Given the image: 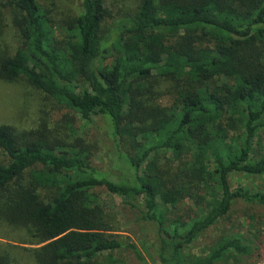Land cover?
<instances>
[{"label":"trees","instance_id":"1","mask_svg":"<svg viewBox=\"0 0 264 264\" xmlns=\"http://www.w3.org/2000/svg\"><path fill=\"white\" fill-rule=\"evenodd\" d=\"M4 24L15 42L0 49V81L30 88L41 113L47 102L70 112L63 130L0 123V264H121L124 247L148 264L100 189L142 208L162 264L254 253L257 235L226 225L238 202L248 220L264 208V188L231 183L264 176V0H139L121 14L80 0L62 39L39 0H0ZM78 117L97 118L129 170L94 163Z\"/></svg>","mask_w":264,"mask_h":264},{"label":"rangeland","instance_id":"2","mask_svg":"<svg viewBox=\"0 0 264 264\" xmlns=\"http://www.w3.org/2000/svg\"><path fill=\"white\" fill-rule=\"evenodd\" d=\"M39 2L52 16L57 27L56 29H58V36L62 39L66 33L63 27L66 26L68 19L77 14L80 0H39ZM137 2L139 0H106V5L114 13L121 14L127 12V10H132ZM5 23L9 24V20ZM14 42L11 29L7 28L5 24L3 26L0 25V49L6 48L8 51H13ZM106 60L109 62L111 57L106 58ZM171 99V96L168 95L163 98V103H169ZM46 104V107H43L46 112L41 113L39 96L33 93L30 88L25 87L21 83H5L0 81V123L13 124L19 128H37L43 119L46 118L49 121V126L54 127L56 122H60L64 118V115L70 112L63 106H53L49 102ZM98 123L97 118L92 121H86L78 117L73 126L75 127L74 130L77 136L83 137L89 144L93 143L96 145L95 148H92L93 160L99 168L108 170L115 162L119 163L120 167L127 168L128 165L124 162L123 157L119 155L118 148L114 142L109 148L110 145L103 139L105 137H102V132L98 129ZM64 125L65 123L60 122L61 130L64 129ZM99 134L101 135L100 145L96 141ZM106 151L109 152V155H107ZM6 161L5 155L0 152V162ZM118 173L120 172L118 171ZM231 183L233 187L244 185L254 189H263L264 176L234 174L231 177ZM99 192L105 206L116 215L115 217L119 226L118 233L140 249L148 264H162L155 245L156 226L150 225V223L143 219L142 208L140 206H132L121 196L110 193L105 189H100ZM134 203H138V201L135 200ZM248 207L246 203L238 202L232 212L231 221L227 223L226 227L241 230L250 236L252 234L257 235V248L253 254L242 259L240 264H264V208H252L256 212L257 218L248 220L245 216ZM250 223L253 224V227H250ZM215 234V231H210L195 241L191 245L193 252H203ZM114 256L120 259L119 262L121 264H143L131 247L119 249L114 252Z\"/></svg>","mask_w":264,"mask_h":264}]
</instances>
